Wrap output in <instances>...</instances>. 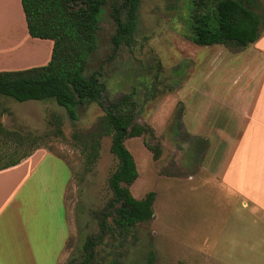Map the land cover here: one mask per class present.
Here are the masks:
<instances>
[{
    "label": "rangeland",
    "instance_id": "374dc122",
    "mask_svg": "<svg viewBox=\"0 0 264 264\" xmlns=\"http://www.w3.org/2000/svg\"><path fill=\"white\" fill-rule=\"evenodd\" d=\"M192 2L139 0L135 30L113 52L116 24L111 14L122 0H105L98 48L89 62L90 72H101L105 91L101 106L79 108L75 122L53 101L21 103L0 97V165L17 158V139L24 136L38 138L36 147L52 153L22 190L40 175L45 178L52 264H64L74 255L78 230L98 236L97 217L112 199L107 182L117 167L110 139L104 138L99 160L80 181L83 159L71 135L91 129L103 107L131 94L134 123L148 132L125 140L138 171L130 192L136 199L154 192V216L125 239L105 236L91 264H264V212L225 192L220 178L221 166L235 154L236 142L227 154L226 134L235 135L237 121H247L243 114H251L252 89L244 98L237 95L238 87L232 88L240 62L231 55L240 50L199 47L185 36ZM242 67L247 70L251 63L244 60ZM52 121H62L61 134L54 132ZM21 174L3 179L6 190ZM243 231L245 236L238 237Z\"/></svg>",
    "mask_w": 264,
    "mask_h": 264
},
{
    "label": "trees",
    "instance_id": "16d2710c",
    "mask_svg": "<svg viewBox=\"0 0 264 264\" xmlns=\"http://www.w3.org/2000/svg\"><path fill=\"white\" fill-rule=\"evenodd\" d=\"M262 1L193 0L185 36L199 47L232 46L242 50L263 34ZM138 4L139 0H122L119 7H113L111 16L116 24L113 52L121 42H127L135 30ZM104 5L105 0H21L29 36L52 41L51 58L44 66L1 71L0 97L21 103L53 101L73 122L79 108L91 104L101 106L105 85L100 71H89V62L98 48V24ZM131 96L133 94L108 103L91 129L74 131L71 135L72 145L83 159L80 181L99 160L104 138L110 139V153L116 159L117 167L107 182L112 199L97 217L98 236L79 234L78 230L76 251L64 264H91L95 247L103 243L105 236L125 239L139 225L153 219L156 194L151 191L136 199L130 192L138 171L125 140L148 132V128L134 123L136 109L129 101ZM52 122L54 132L61 134L62 121ZM17 140L14 149L17 158L0 165V171L26 159L39 141L25 136ZM30 145V152L18 153Z\"/></svg>",
    "mask_w": 264,
    "mask_h": 264
},
{
    "label": "crops",
    "instance_id": "0c3cea01",
    "mask_svg": "<svg viewBox=\"0 0 264 264\" xmlns=\"http://www.w3.org/2000/svg\"><path fill=\"white\" fill-rule=\"evenodd\" d=\"M52 46L50 40L29 36L21 0H0V72L46 65L51 58ZM16 50L23 56L19 53L14 56ZM229 56L227 53L226 57ZM231 56L240 62V68L234 70L232 88L238 87L237 95L244 98L252 89L253 104L251 114H243L247 121H237L235 135L226 134L227 154L231 151V143L236 142V145L235 154L220 168L221 186L228 194L237 195L245 203H251L254 209L264 212V31L255 43ZM29 59L25 64L13 65ZM244 60L250 62L252 68H243ZM246 74L248 77L243 81ZM50 154L43 147L36 148L18 165L0 171V264L53 262L52 216L51 206L47 203L45 178L40 175L22 191L26 180ZM19 171L23 174L6 190L3 179ZM64 207L67 211L65 197ZM243 232L238 237H244Z\"/></svg>",
    "mask_w": 264,
    "mask_h": 264
}]
</instances>
